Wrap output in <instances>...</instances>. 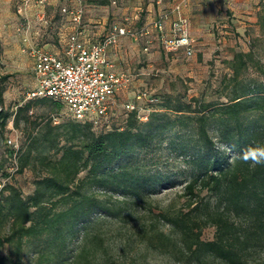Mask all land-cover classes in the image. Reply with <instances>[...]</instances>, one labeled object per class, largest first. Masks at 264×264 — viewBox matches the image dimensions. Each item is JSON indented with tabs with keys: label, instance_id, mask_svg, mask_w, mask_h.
Returning <instances> with one entry per match:
<instances>
[{
	"label": "trees",
	"instance_id": "1",
	"mask_svg": "<svg viewBox=\"0 0 264 264\" xmlns=\"http://www.w3.org/2000/svg\"><path fill=\"white\" fill-rule=\"evenodd\" d=\"M257 25L264 31V6L257 14ZM249 61L250 51L234 52L227 62L231 71L228 82L234 89L226 102H208L202 97L184 100L183 94H165L161 100L154 96L158 104L143 105L146 120H140L138 110L127 111L122 127L108 124L96 128L89 121L73 119L57 125L52 124V118L30 121L27 114L35 103L52 102L57 109L63 106L49 98L25 100L12 113L0 109L1 126L12 117L14 127L19 129L23 121L20 131L25 143L7 153L8 158H14V172L29 170L33 175V189L27 196L9 183L0 190V264H43L50 262L49 256H67L68 247L97 221L94 216L100 206L83 192L87 181L99 187L109 185L136 199L148 194L159 179L157 175L116 171L114 165L168 131L192 127L208 146L212 144L207 131L210 121L233 123L238 135L233 145L239 152L252 146L250 142L261 143V133L252 131L246 138L240 124L244 114H264V94L249 91L246 86L236 90L240 73ZM7 78L0 76V104L1 86ZM222 139L229 141L228 137ZM50 151L56 155L51 156ZM195 163L197 173L184 186L190 210L174 216L160 213L170 233L155 230L149 237L145 233L141 236L154 248L173 245L176 264H256L250 256L264 251V166L252 167L238 158L228 162L224 155L214 154ZM82 172L85 176L80 179ZM203 191L211 194L214 201L199 198ZM193 214L199 215L191 218ZM206 227L214 228L213 238L208 241L201 239ZM39 237L46 238V245L35 250V262H23L20 254L24 241ZM56 264L64 263L59 259Z\"/></svg>",
	"mask_w": 264,
	"mask_h": 264
},
{
	"label": "rangeland",
	"instance_id": "2",
	"mask_svg": "<svg viewBox=\"0 0 264 264\" xmlns=\"http://www.w3.org/2000/svg\"><path fill=\"white\" fill-rule=\"evenodd\" d=\"M255 1V0H254ZM46 2L39 6L43 12L40 34L44 38L51 34V19ZM253 7L259 6L255 13L256 22H248L241 31L240 40L234 39L232 46L227 47L223 54L218 53L216 63L208 69V73H202V79L195 82H187L185 85L175 82L169 85L171 95L183 94L184 100L192 97H202L205 101L213 103H224L232 96L234 86L228 82L231 71L227 68L234 52H251V61L247 63L246 69L239 76L238 88L246 86L249 91L256 90L264 94V31L257 25V14L264 6V0H256ZM23 9L15 13L13 5L0 6V76H8L3 82L2 103L0 109L6 113H12L15 108L25 102V94L34 86L32 72V60L27 53L31 44L29 31L30 24L24 18ZM10 14V15H9ZM11 16V17H10ZM219 16V15H218ZM10 34V35H9ZM6 35H9L6 37ZM31 45H30V44ZM40 48V46H38ZM219 52V51H218ZM150 86H144L139 90L151 93ZM167 93L159 95L161 96ZM158 104V103H155ZM127 111L124 108L111 112V127H122ZM114 114V115H113ZM31 120L41 118H52V124L71 120L67 109L62 106L57 109L52 102L35 103L28 112ZM241 129L244 137H249L252 131L261 133L258 137L261 143H249L252 146H264V114L249 112L240 117ZM23 121L19 129H16L10 117L4 126L0 125V190L6 184H12L20 190L23 196H27L33 189V175L29 170L22 174L14 172V158H8L7 153L18 150L25 143V137L21 133ZM31 129V125L29 127ZM98 132V130H95ZM208 136L212 139L211 145H204L197 137L192 127L175 128L162 136L153 139L145 148L136 150L127 158L121 159L114 167L123 169L131 174L157 175L158 181L148 194L139 199L124 195L109 185L99 187L87 181L83 192L98 202L100 208L87 231H83L80 237L68 247V255L59 258L64 264H176L172 256H176V248L171 245L168 248L152 247L147 244V239L141 236L145 233L147 237L152 231L161 230L165 234L170 233L167 224L160 220V213H168L171 216L182 214L190 210L188 196L184 192V186L196 175L198 166L195 160L201 157L224 155L228 162L229 156L216 149L218 145H229L233 153H239L233 145L238 138L233 123H216L210 121L208 125ZM229 138L225 142L222 138ZM11 139L12 144L6 141ZM55 156V151L49 152ZM232 161V160H231ZM4 174L10 177H4ZM85 172L79 175L83 179ZM199 198L204 201H214V197L203 191ZM199 214H193L194 218ZM160 220V221H157ZM154 226V227H153ZM214 228L206 227L202 230L201 239L204 241L213 238ZM46 238H31L24 241L20 259L23 262H35L36 249L46 245ZM7 251V248H5ZM50 257V262L43 264H56L59 259ZM255 263L264 264V251L250 256ZM206 264H221L217 261H208Z\"/></svg>",
	"mask_w": 264,
	"mask_h": 264
},
{
	"label": "crops",
	"instance_id": "3",
	"mask_svg": "<svg viewBox=\"0 0 264 264\" xmlns=\"http://www.w3.org/2000/svg\"><path fill=\"white\" fill-rule=\"evenodd\" d=\"M46 1L52 23L51 34L45 38L40 34V28H36L43 19L41 8L33 5L31 0L23 9L24 18L31 26L32 45L29 44L58 56H63L66 41L72 34H76L85 45H91L102 38L112 24L132 29L150 26L149 44L145 43L146 39L135 40L126 36L107 49L106 58L112 65L111 70L132 78L128 87L115 95L111 112L133 103L135 93L145 85L150 86V94L158 98L164 92L170 93L169 85L174 81L182 85L200 81L202 73H208L212 63L217 62V54H223L221 52L232 46L230 38L234 42L240 40L241 31L249 26L246 24L256 22L255 13L260 9L259 6L253 7L256 0H235L232 6L225 0H81L82 22L74 25L60 12L65 5L63 0ZM4 4L13 5L15 13H20V0H0V6ZM176 5L180 6L181 14L189 23L191 56H186L183 49L171 53L163 51L159 33L152 27L154 22L166 16L163 27L169 34Z\"/></svg>",
	"mask_w": 264,
	"mask_h": 264
},
{
	"label": "built area",
	"instance_id": "4",
	"mask_svg": "<svg viewBox=\"0 0 264 264\" xmlns=\"http://www.w3.org/2000/svg\"><path fill=\"white\" fill-rule=\"evenodd\" d=\"M31 0H20L22 7ZM46 0H33L42 5ZM65 5L60 9L61 14L67 16L74 25H80L84 14L81 0H63ZM229 6L235 0H225ZM175 18L171 23L169 34H166L162 16L152 24L159 33L160 47L165 52H177L183 49L186 56L192 55V40L189 34L188 20L181 14L180 6L173 8ZM150 26L132 29L118 24H112L110 30L97 42L85 45L72 34L66 41L63 56L51 54L40 48H27L32 60V72L35 86L25 94V100L49 98L61 103L71 119L75 121H89L96 128L107 126L110 122L112 102L115 95L128 87L132 78L126 73L111 70L112 65L107 61L106 52L115 46L121 37L135 40L146 39L149 44ZM147 50V48H144ZM156 99L146 90H138L134 101L127 104L126 111L138 110L140 120H146L147 111L143 105L153 104ZM6 143L12 144L9 138Z\"/></svg>",
	"mask_w": 264,
	"mask_h": 264
},
{
	"label": "clouds",
	"instance_id": "5",
	"mask_svg": "<svg viewBox=\"0 0 264 264\" xmlns=\"http://www.w3.org/2000/svg\"><path fill=\"white\" fill-rule=\"evenodd\" d=\"M218 150L229 156V160L241 159L246 163H250L252 167L264 166V146H246L239 153H233L232 147L229 145H218Z\"/></svg>",
	"mask_w": 264,
	"mask_h": 264
}]
</instances>
